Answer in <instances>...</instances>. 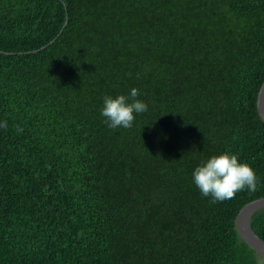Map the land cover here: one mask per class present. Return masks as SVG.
I'll return each mask as SVG.
<instances>
[{"label":"trees","instance_id":"16d2710c","mask_svg":"<svg viewBox=\"0 0 264 264\" xmlns=\"http://www.w3.org/2000/svg\"><path fill=\"white\" fill-rule=\"evenodd\" d=\"M263 83L264 0H0V264H264L235 225ZM225 152L257 190L213 204L192 173Z\"/></svg>","mask_w":264,"mask_h":264},{"label":"clouds","instance_id":"9594fccd","mask_svg":"<svg viewBox=\"0 0 264 264\" xmlns=\"http://www.w3.org/2000/svg\"><path fill=\"white\" fill-rule=\"evenodd\" d=\"M138 96V89L133 88L128 96L103 97L101 115L104 123L110 129L131 128L135 114L148 110L147 104L137 99ZM0 127L7 128V122L0 123ZM18 131L22 132V129L18 128ZM192 176L195 186L204 197H210L213 204L231 200L245 189L251 192L257 190L258 178L252 167L228 152L202 161Z\"/></svg>","mask_w":264,"mask_h":264},{"label":"water","instance_id":"95a60500","mask_svg":"<svg viewBox=\"0 0 264 264\" xmlns=\"http://www.w3.org/2000/svg\"><path fill=\"white\" fill-rule=\"evenodd\" d=\"M257 108L259 116L264 122V83L258 94ZM262 209H264V198L246 204L238 213L235 225L241 238L264 260V240L256 234L251 224L253 216Z\"/></svg>","mask_w":264,"mask_h":264}]
</instances>
